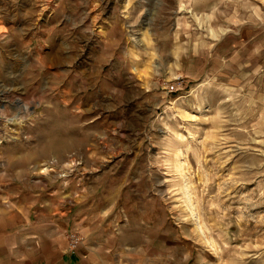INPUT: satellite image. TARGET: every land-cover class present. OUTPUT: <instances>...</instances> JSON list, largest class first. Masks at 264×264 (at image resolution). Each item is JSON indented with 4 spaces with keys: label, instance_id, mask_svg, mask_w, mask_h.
Wrapping results in <instances>:
<instances>
[{
    "label": "rangeland",
    "instance_id": "1",
    "mask_svg": "<svg viewBox=\"0 0 264 264\" xmlns=\"http://www.w3.org/2000/svg\"><path fill=\"white\" fill-rule=\"evenodd\" d=\"M30 190L96 264H264V0H0V208Z\"/></svg>",
    "mask_w": 264,
    "mask_h": 264
},
{
    "label": "crops",
    "instance_id": "2",
    "mask_svg": "<svg viewBox=\"0 0 264 264\" xmlns=\"http://www.w3.org/2000/svg\"><path fill=\"white\" fill-rule=\"evenodd\" d=\"M38 193L30 190L29 197L34 198L26 203L20 198L1 205L0 264H96L94 250L88 245L75 254L68 252L67 239L61 233L66 226L62 198L53 200L55 192L39 197ZM58 210H61L60 215H57ZM72 219L73 224L67 228L78 226L83 233L90 232V225L81 224L83 214L76 212Z\"/></svg>",
    "mask_w": 264,
    "mask_h": 264
},
{
    "label": "built area",
    "instance_id": "3",
    "mask_svg": "<svg viewBox=\"0 0 264 264\" xmlns=\"http://www.w3.org/2000/svg\"><path fill=\"white\" fill-rule=\"evenodd\" d=\"M184 78H178L177 80H175L174 82H172L169 87H168V92H177L179 90H182V86L184 85ZM70 235V248L72 250H76L81 243H83L85 237L77 232V231H72L71 233H69Z\"/></svg>",
    "mask_w": 264,
    "mask_h": 264
}]
</instances>
